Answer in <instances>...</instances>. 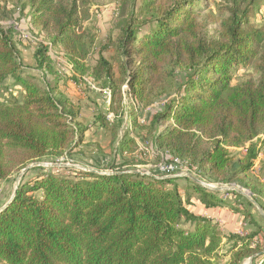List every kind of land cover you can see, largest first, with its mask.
<instances>
[{
	"label": "trees",
	"instance_id": "16d2710c",
	"mask_svg": "<svg viewBox=\"0 0 264 264\" xmlns=\"http://www.w3.org/2000/svg\"><path fill=\"white\" fill-rule=\"evenodd\" d=\"M100 1L25 0L23 8L30 7L33 25L62 45L72 68L84 73L89 50L82 22ZM201 1L132 0L118 39L120 77L101 54L96 73L111 90L113 122L122 123L129 109L138 124L135 106L123 104V85L138 105H149L154 95H168L177 67L183 68L178 96L139 127L152 134L159 151L186 162L207 181L250 187L264 209L259 198L264 188L245 178L264 147V25L253 21L255 0H232L215 38H204ZM5 17L0 5V185L32 163L73 156L87 144L90 128L62 88L65 82L41 85L26 74L23 38L14 26L4 27ZM34 59L37 67L54 70L47 47L37 48ZM241 69L256 76L236 80ZM109 121L106 114L96 118L106 128ZM116 127L111 126L112 145ZM127 142L122 136L118 148ZM235 148L246 149L245 160L235 156ZM59 169L69 168L31 167L16 194L0 205V264H218L220 224L191 209L192 192L206 208L244 213L257 232L264 231L263 217L241 193L230 191L232 202L187 175L191 187L183 194L180 176L129 172L113 163L109 171H51ZM37 170L36 177L25 179ZM257 232L239 239L233 234L228 264L250 258V264H264Z\"/></svg>",
	"mask_w": 264,
	"mask_h": 264
},
{
	"label": "rangeland",
	"instance_id": "374dc122",
	"mask_svg": "<svg viewBox=\"0 0 264 264\" xmlns=\"http://www.w3.org/2000/svg\"><path fill=\"white\" fill-rule=\"evenodd\" d=\"M131 1L132 0H102L92 6L90 16L82 22L84 39L89 50L87 59L84 61L85 68H87V70L82 73L75 68H72L71 63L68 60L66 50L62 45H54L51 36L33 25L30 16V7L26 6V8H23L26 4L25 0H0V5L3 6L7 16L1 20V23L5 28L14 26L15 30L19 32L23 38L19 42V47L26 74L34 75L38 80L37 82L41 85L48 84L53 86L56 79L65 82L64 89L67 91L70 99L72 98L71 100H73V98H78V102L74 104L77 110H79L82 122H96V118L100 114H106V116L108 114L111 115V119L107 117L111 123L109 127L106 128L101 126L99 131L95 129L94 131H91L89 133V135H93L92 137L91 135L89 136L91 141L81 147L80 151L75 152L73 156L60 158L57 162H51L48 160L42 161V165L40 166L46 168L45 172H49V168L55 166L51 164L55 163H63L65 165L59 166H68L69 168L54 171L51 170L52 172L59 174L74 172L72 168L82 169L80 166L103 169L107 168V171H109L108 168L113 163L116 167H120L125 171L145 173L147 171L154 172V168L162 161V156L153 154L156 147L153 143L152 134L148 132L147 129H142L139 126L140 124L146 125L152 114L162 108L164 102L167 100L171 101L178 96L185 70L181 67H177L174 79H172L168 84V95L163 97H156L154 95L153 98L155 99L152 104L149 105H138L136 100L133 99L128 92L124 93L122 90L124 97L123 104H125L128 108L130 106H135V110L138 114V124L131 121L129 109L125 110L122 123L119 124L118 122H113L114 113L110 111L109 108L111 90L107 87L104 76L96 73L98 57L101 54L117 71L116 78L119 79L120 77L119 66H121V61L117 50L118 39L121 34V27L124 19L129 12ZM201 4V9L199 11L200 18L205 20L207 24L203 32V36L207 39H213L217 35V29L219 28L220 21L224 17L228 16L227 8L232 6V0H202ZM251 7L255 8L253 18L254 23L258 26H263L264 0H255L254 5L252 6L251 4ZM46 43H50L52 45V50L56 52L63 50V52H65V55L63 56L67 60V62H62L60 60L56 61L52 59L48 54L49 48H47V54L51 58L54 66V70L49 72L37 67L34 59V52L39 47H48ZM251 76H256L255 71L252 69H241L236 80H245ZM8 82L11 84L12 80H8ZM78 92L80 93L78 94ZM113 124L117 126L115 131L118 135L115 145H112L111 143V126H113ZM122 136L126 137L128 142L123 144V149H119L117 142ZM95 138H98V140H95ZM233 152L235 156L245 160V148H235L233 149ZM164 157V161L178 165V168L175 173H173V176H180L176 177V182L179 184L180 190L183 194L185 190L191 187V184L188 180L184 179L183 175L185 174L181 175V173H189L202 180L198 173H196L186 162L176 159L169 153H165ZM155 172L157 173L158 171L156 170ZM38 173V170L31 172L26 175L25 179H33ZM19 174L20 172L1 183L0 205L6 202L7 199L13 195L16 189ZM259 175L260 174L258 172L252 171L246 175L245 178L252 186L256 185L259 189H263L264 180L261 182L260 178L262 179L263 177H259ZM198 184L205 187L200 182H198ZM220 186H235L245 193L251 192L250 195L252 198L255 199L256 197L255 194L252 193L250 187H242L237 183L220 184ZM219 191L224 198L232 202L235 201L233 194L230 192L233 191L232 189H223ZM194 194V192L191 193L192 200L190 207L194 212H199L201 201L199 199V195ZM243 196L248 199L245 195ZM259 198L261 202L264 203V194L262 196L259 195ZM239 201L243 205L246 204L244 198H241ZM208 213L212 215L209 218H212L220 224L223 235V242L219 250V258L217 260L218 264H228L232 254L231 249L235 242L233 234H239V239L241 236L244 237L248 234H252L253 232H257L258 229L255 225L250 223L249 218L245 216L244 213L234 216V212L231 209L227 210L226 208L209 210ZM256 236V242L264 244V231H258ZM248 262L249 259H246L243 264H247Z\"/></svg>",
	"mask_w": 264,
	"mask_h": 264
},
{
	"label": "built area",
	"instance_id": "2783aa9c",
	"mask_svg": "<svg viewBox=\"0 0 264 264\" xmlns=\"http://www.w3.org/2000/svg\"><path fill=\"white\" fill-rule=\"evenodd\" d=\"M46 45L48 46L47 48H49L48 49V54L50 55V57L52 59H54L56 61L60 60L62 62H67L66 58L63 56V55H65V52H63V50L62 51H59V52H56V51L52 50V45L50 43L49 44L46 43ZM69 66L71 67L70 64H69ZM122 89H123V92L126 93V92L129 91V86L126 84V85L123 86ZM107 117L109 119H111L110 118L111 117L110 114H108ZM153 154H157V155L162 156V159H161L162 161L154 168V171L157 170L158 171L157 174L160 175V176H164V177L173 176L174 175L173 173H175L176 169L178 168V165L175 164V163H168L167 161H164L165 160L164 159L165 158L164 157V154L165 153L159 151L157 148L154 149ZM262 159H264V153L263 152H260L259 155H258V157H257V161L255 163V166H257L259 164V161L262 160ZM84 170H86V169H84ZM151 172L152 171H147L145 173H151ZM182 174L187 175L189 173H184L183 172V173H181V175ZM200 178H202V177L200 176ZM200 183H202L206 188H208L210 190L212 189V187L220 186V184L213 183V182H209V181H207L204 178H202V180H200Z\"/></svg>",
	"mask_w": 264,
	"mask_h": 264
},
{
	"label": "water",
	"instance_id": "95a60500",
	"mask_svg": "<svg viewBox=\"0 0 264 264\" xmlns=\"http://www.w3.org/2000/svg\"><path fill=\"white\" fill-rule=\"evenodd\" d=\"M42 165V163L40 162H35V163H32L30 165H28L27 167H25L21 172L20 174L18 175V178H17V185H16V189L13 193V196L16 194L17 192V189H18V185L20 183V180L22 179V177L24 176V174L31 168V167H34V166H40ZM51 165H65V164H58V163H55V164H51ZM82 169H86V170H92L94 171L93 168H90V167H84V166H80ZM188 177L196 180L197 182H200V180L198 178H196L195 176H193L192 174H187ZM213 190H223V189H232V190H235L243 195H245L252 203L253 205L255 206V208L259 211V213L261 214V216L263 217L264 219V209L260 206V204L256 201V199L252 198L250 193H245L243 192L242 190H240L239 188L233 186V187H229V186H217V187H212ZM12 196V197H13ZM12 199V198H11ZM9 203V202H8ZM7 203V204H8ZM1 211V209H0ZM252 262V258L249 259V262L247 264H250ZM246 264V263H245Z\"/></svg>",
	"mask_w": 264,
	"mask_h": 264
},
{
	"label": "crops",
	"instance_id": "0c3cea01",
	"mask_svg": "<svg viewBox=\"0 0 264 264\" xmlns=\"http://www.w3.org/2000/svg\"><path fill=\"white\" fill-rule=\"evenodd\" d=\"M62 88L64 89L65 88V85H62ZM66 89H67V87H66ZM80 92H78V94H79ZM70 94V93H69ZM72 99V98H71ZM78 100V98H73V102L74 103H76V102H78L77 101ZM77 104H79V103H77ZM82 123H84L85 125H87V126H90V128H89V130L86 132V137H85V141L88 143V142H90L91 140H90V138H89V136L91 135H89V133L91 132V131H94V129L95 130H97V131H99V129H101V125H100V123L99 122H82ZM91 124H92V126H91ZM99 133V132H98ZM93 135H91V137H92ZM96 136V135H95ZM97 137H99V136H97ZM89 138V139H88ZM95 140H98V138H95ZM261 152H263L264 153V147H263V149L261 150ZM253 171L254 172H258L260 175H259V177L261 176V177H263L262 179L260 178V181L262 182L263 180H264V159H262V160H260L259 161V164L257 165V166H255L254 167V169H253ZM258 176V175H257ZM201 203V202H200ZM227 210L229 209V208H227V207H225ZM225 208H220V207H216V208H206L202 203H201V206H200V211L199 212H196V213H198V214H201V215H203V216H207V217H211L212 215H210L209 213H208V211L209 210H215V209H225ZM228 213V212H227ZM234 216H236V215H240V213H235L234 212Z\"/></svg>",
	"mask_w": 264,
	"mask_h": 264
}]
</instances>
